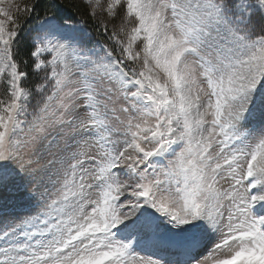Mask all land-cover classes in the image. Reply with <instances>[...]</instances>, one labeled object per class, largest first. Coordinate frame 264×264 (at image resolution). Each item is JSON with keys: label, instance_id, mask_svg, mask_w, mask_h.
<instances>
[{"label": "snow or ice", "instance_id": "snow-or-ice-1", "mask_svg": "<svg viewBox=\"0 0 264 264\" xmlns=\"http://www.w3.org/2000/svg\"><path fill=\"white\" fill-rule=\"evenodd\" d=\"M4 3L0 264H264V0Z\"/></svg>", "mask_w": 264, "mask_h": 264}, {"label": "trees", "instance_id": "trees-1", "mask_svg": "<svg viewBox=\"0 0 264 264\" xmlns=\"http://www.w3.org/2000/svg\"><path fill=\"white\" fill-rule=\"evenodd\" d=\"M25 3H36L38 6L36 7L35 13H33L30 18L26 14H21L20 22L24 25L21 33V47L35 35L34 30L41 20L57 12L63 16H74L76 19L83 18L86 21V26L92 37V41L99 42L100 44L110 43L107 37L96 28L95 23L88 20L81 0H24V4ZM23 5L21 7H23ZM98 12H100L99 9ZM100 19H104L103 15L100 16Z\"/></svg>", "mask_w": 264, "mask_h": 264}, {"label": "rangeland", "instance_id": "rangeland-1", "mask_svg": "<svg viewBox=\"0 0 264 264\" xmlns=\"http://www.w3.org/2000/svg\"><path fill=\"white\" fill-rule=\"evenodd\" d=\"M11 2L14 3V4L20 5V6H22V5L24 4V0H11ZM8 3H9V0H5V3H4L3 6L7 7V6H8ZM105 6H106V0H100V8H99V11L102 12V10H103V8H104ZM43 20H44V19H43ZM43 20H41V21L39 22V24L37 25V28L40 26V24L42 23ZM37 28H36V29H37ZM94 44H95V42H94ZM25 210H26V209H24V208H22V207H17V208L15 209V211H25Z\"/></svg>", "mask_w": 264, "mask_h": 264}]
</instances>
